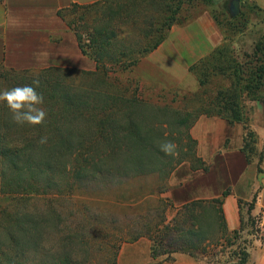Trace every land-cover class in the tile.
<instances>
[{"label":"trees","instance_id":"1","mask_svg":"<svg viewBox=\"0 0 264 264\" xmlns=\"http://www.w3.org/2000/svg\"><path fill=\"white\" fill-rule=\"evenodd\" d=\"M197 1L72 3L58 14L76 36L82 54L96 64L94 71L59 66L23 71L1 67L0 91L39 79L36 90L44 98L41 107L47 116L42 125L21 126L12 121L6 103L0 102V200L4 202L0 206V264H92L87 258L88 236L67 229L62 199L100 181L154 175L168 180L185 162H190L192 169L198 163L207 170L189 133L201 116L243 123L247 158L262 156L242 104L245 97L264 100V36L253 52L240 60L222 29L221 16L211 14L222 31L223 43L190 67L200 89L184 96L186 105L180 110L167 105L157 109L141 98L140 80L124 78L123 74L131 73L165 42L173 26L183 23L184 11ZM242 17L243 12L232 19L240 21ZM225 24H231L235 34L245 30L227 19ZM176 125L186 129L188 150L180 147L183 132L175 135L168 130ZM41 137H47L46 143H40ZM166 141L177 145L178 155L161 150ZM153 194L138 195L129 208L140 210L153 201ZM228 194L225 191L222 198L182 206H176L171 198H158L166 205L164 212L134 234H122L108 243L112 255L107 264H119L121 245L144 236L152 242L154 259L178 252L200 262L218 257L226 243L240 238L245 224L242 219L239 229L229 231L223 210V198ZM253 207L249 205V214ZM168 209L176 211L171 220ZM252 217L249 215V220ZM105 229H96L93 241L103 242ZM49 237L53 239L50 245ZM209 246H214L212 251ZM236 256L240 260L234 264H247L250 254L239 252Z\"/></svg>","mask_w":264,"mask_h":264},{"label":"rangeland","instance_id":"2","mask_svg":"<svg viewBox=\"0 0 264 264\" xmlns=\"http://www.w3.org/2000/svg\"><path fill=\"white\" fill-rule=\"evenodd\" d=\"M232 1L212 0V2L204 3L203 0H198L194 6L188 7L184 11L183 23L173 26L165 40H168V43L166 42L167 44L160 51L158 49L161 46L144 58L131 73L123 74L124 78L133 77L135 80L141 81V88L139 89L141 98L148 100L147 102L154 105L157 109L167 105L171 110L176 111L183 109L186 105L185 99H183L185 95L197 93L200 89L199 81L197 75L190 70V67L207 57L216 47L223 43L222 41L209 54L199 60L192 59V49L194 43L197 42L195 36L197 34H195L193 24L204 14H209L211 17V14H219L221 16L220 20L223 21L222 29L232 42L236 55L240 60L243 59L244 54L253 52L257 41L264 36V12L258 13L261 9L251 0H239L240 13L243 12V17L240 21H235L232 17L237 16H234L231 12ZM226 19L236 27H244L245 30L239 34L233 33L231 24H225ZM199 44L201 46H198L202 49L203 44L201 42ZM242 106L246 123L250 129L255 123L260 125L264 123V100L254 101L245 97ZM152 120L158 122V119L154 120L153 117ZM168 130L175 135L181 130L183 132V141L180 147L183 151L189 149L186 145L185 134L187 132L184 127L181 128L176 125V127H169ZM196 147L197 144L194 148L197 155ZM194 165L199 166L200 164L195 163ZM180 166L174 175L175 182L182 181L188 177L187 165ZM170 180L171 178L166 180L154 175L134 180L100 181L86 188L84 187L75 196L63 198L61 205L64 209L67 229L88 236V241L90 242L87 248L88 261H91L92 264H107L110 255H112L108 243H114L122 234H134L146 222L157 219V216L159 217L164 212V208H166L165 203L159 201V199L170 198L171 196ZM167 187L168 191L164 192ZM143 193L146 195L154 193L150 197L153 201L146 206L143 205L140 210L134 211V209H130L131 200ZM3 203L0 200V206ZM39 205H42V203ZM175 213V210L168 209L166 211L168 220H171ZM136 214L141 216V218H137ZM244 223L240 238L237 240L231 239V244L226 243L223 247L224 253L219 254L215 258L209 257L200 262L189 254L178 252L154 259L151 255L152 242L147 236H144L136 242H127L121 245L118 251V263L234 264L240 260V256H236V253L250 252L255 240L263 238L264 227L261 220L256 217H252L249 220V217L246 216ZM100 227H106L104 233L106 238L104 237V241L99 243L93 241V239L98 235L95 230L100 229ZM52 240V237L48 238L49 245ZM213 248L214 246H209V251H212ZM216 249L220 251L221 247ZM177 255L181 257L180 260L176 257Z\"/></svg>","mask_w":264,"mask_h":264},{"label":"crops","instance_id":"3","mask_svg":"<svg viewBox=\"0 0 264 264\" xmlns=\"http://www.w3.org/2000/svg\"><path fill=\"white\" fill-rule=\"evenodd\" d=\"M99 0H0V69L17 71L42 70L50 66L95 70L96 64L84 56L76 36L59 16L61 9L72 3L88 5ZM264 12V0H251ZM197 42L192 59L199 60L223 41V34L209 14L200 16L193 24ZM158 49H162L167 43ZM197 44V45H196ZM199 45V46H198ZM196 46V47H195ZM35 53H45L39 59ZM173 60V58H171ZM251 129L257 135L261 157L247 158L243 151V123H230L219 117L201 116L190 134L197 141V156L207 170L187 165L188 177L170 180L171 196L176 206L195 200L223 198V210L229 231L241 227L246 216L258 217L264 227V123ZM180 166V167H182ZM254 207L249 214V205ZM247 264H264L263 238L255 240ZM178 260L180 256H176Z\"/></svg>","mask_w":264,"mask_h":264},{"label":"clouds","instance_id":"4","mask_svg":"<svg viewBox=\"0 0 264 264\" xmlns=\"http://www.w3.org/2000/svg\"><path fill=\"white\" fill-rule=\"evenodd\" d=\"M37 59L45 53H35ZM40 86L39 79H34L32 84L16 86L0 91V102H5L11 112L12 121L18 125L38 126L45 122L47 113L41 107L44 103L43 96L37 92ZM47 137H41L40 143H46ZM177 145L172 141H166L161 150L167 155H178Z\"/></svg>","mask_w":264,"mask_h":264},{"label":"water","instance_id":"5","mask_svg":"<svg viewBox=\"0 0 264 264\" xmlns=\"http://www.w3.org/2000/svg\"><path fill=\"white\" fill-rule=\"evenodd\" d=\"M241 11L240 8V1L239 0H233L231 2V12L234 16H237Z\"/></svg>","mask_w":264,"mask_h":264}]
</instances>
